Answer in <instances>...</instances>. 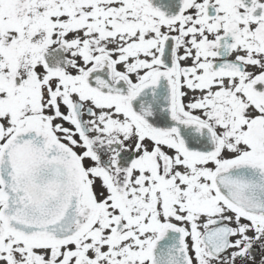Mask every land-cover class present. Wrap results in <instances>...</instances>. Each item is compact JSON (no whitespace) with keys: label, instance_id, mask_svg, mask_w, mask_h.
I'll return each mask as SVG.
<instances>
[{"label":"snow or ice","instance_id":"1","mask_svg":"<svg viewBox=\"0 0 264 264\" xmlns=\"http://www.w3.org/2000/svg\"><path fill=\"white\" fill-rule=\"evenodd\" d=\"M0 264H264V0H0Z\"/></svg>","mask_w":264,"mask_h":264}]
</instances>
